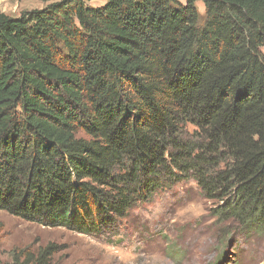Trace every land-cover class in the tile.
<instances>
[{"label":"trees","instance_id":"obj_1","mask_svg":"<svg viewBox=\"0 0 264 264\" xmlns=\"http://www.w3.org/2000/svg\"><path fill=\"white\" fill-rule=\"evenodd\" d=\"M86 1L0 12V210L101 234L194 179L264 237V0Z\"/></svg>","mask_w":264,"mask_h":264},{"label":"rangeland","instance_id":"obj_2","mask_svg":"<svg viewBox=\"0 0 264 264\" xmlns=\"http://www.w3.org/2000/svg\"><path fill=\"white\" fill-rule=\"evenodd\" d=\"M58 1L0 0V12L17 17ZM195 5L203 14L202 2ZM215 207L189 179L167 184L135 205L115 229L101 234L27 221L0 210V260L11 262L15 255H35L50 246L48 264H264V237L220 221L213 215Z\"/></svg>","mask_w":264,"mask_h":264}]
</instances>
